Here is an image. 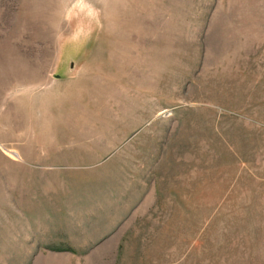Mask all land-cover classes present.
Instances as JSON below:
<instances>
[{
    "label": "rangeland",
    "instance_id": "1",
    "mask_svg": "<svg viewBox=\"0 0 264 264\" xmlns=\"http://www.w3.org/2000/svg\"><path fill=\"white\" fill-rule=\"evenodd\" d=\"M0 264H264V0H0Z\"/></svg>",
    "mask_w": 264,
    "mask_h": 264
}]
</instances>
